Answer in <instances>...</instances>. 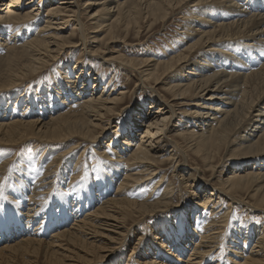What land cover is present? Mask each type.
Returning a JSON list of instances; mask_svg holds the SVG:
<instances>
[{"label":"bare ground","instance_id":"1","mask_svg":"<svg viewBox=\"0 0 264 264\" xmlns=\"http://www.w3.org/2000/svg\"><path fill=\"white\" fill-rule=\"evenodd\" d=\"M183 7L181 48L162 59L101 56L143 45L128 43L133 20L150 29ZM77 49L80 61L133 72L149 101L121 108L127 92L79 61L23 95ZM0 58V150L31 140L54 150L45 170L38 151L5 178L14 158L0 154V264H264V228L230 221L235 207L264 211V0H0ZM118 117L130 119L113 125ZM110 134L95 169L73 158L79 143L62 147ZM165 166L191 208L179 210ZM161 216L175 220L150 230Z\"/></svg>","mask_w":264,"mask_h":264},{"label":"rangeland","instance_id":"2","mask_svg":"<svg viewBox=\"0 0 264 264\" xmlns=\"http://www.w3.org/2000/svg\"><path fill=\"white\" fill-rule=\"evenodd\" d=\"M37 2H38V0H37ZM189 2H191V1H189ZM42 5H43V3H42ZM186 6H188V5H186ZM191 6H192V4L189 3L188 7H191ZM188 10H189V8H185V7L177 8V10L176 9L173 10L174 13L172 12V15H170L163 22L157 23L156 26L151 27L150 28L151 30L146 27V25L148 23L142 22L141 19L137 18V19L133 20L131 23V25L133 27V28H131L132 33L129 30L128 35H127V40L129 41L128 43L129 44L130 43L135 44L138 42V44L141 43L143 45H138V46H136V48L130 47V48L126 49L123 47L122 44H114V45H112L113 47L109 46L108 52L106 51V53H101V56H103L104 59H107V58L109 59V58H112V56L114 57V55H113L114 51H119L121 54H123L124 56H126L128 58H130V57L131 58H140L143 56L142 54H144V55L147 54L146 57H150L153 59H158V58L162 59V56L164 54L173 52L177 48H181L182 45L185 44V42L188 40V36H186V34H185V31L188 29L186 26H187L188 22L190 21L188 14H186V11H188ZM82 17H83L84 22L86 23V19H84V16H82ZM185 18H187V20ZM137 26H139V27L137 28ZM92 27L93 26H90L88 23H86L85 28L90 30V28H92ZM167 27H168V29H167ZM87 29H85L86 32H88ZM120 34H121V36H124L126 33L121 32ZM103 43L105 44V41H103ZM104 44H103V46H104ZM171 48L173 49V51H171L172 50ZM79 52H80V49H77L71 55V52L66 51L64 56H62V57L59 56L61 59L58 58L57 62H55V63L52 62L50 64V66H47L46 69L44 71H42L39 78H36L35 81L33 80L30 82L24 83L22 89L25 91L23 92V95L25 93H27L26 89H28V91H31V93L33 91V93L31 94L33 96H35L38 93H41L42 87L45 88L47 86V83L51 82V80H53V77L56 74L60 75L61 73H63L62 69L67 65L68 61H70V66H72V64L75 61H77V62L79 61V62H82L83 65L85 64L84 66H87V68L89 65V68H91L90 70H93L94 73L99 74V72H100L103 75H105V77H104L105 80L107 78L111 77L112 81L110 82L109 86L112 84V86L115 87L114 90L115 89L118 91L125 90L127 92V95H126L127 97H126V101H125L126 103H123V106L121 108H124V109L130 108L131 109V107H133L135 105V103L140 105L143 102L149 101L148 100V94H145V93L140 92L138 90L137 84L139 83V78L137 75L133 76V74H134L133 72L129 73L125 70L123 71L121 69H117V68H113V67L111 68L108 65L102 64V62H101L102 60L99 58L95 59V60H91L88 58L89 60L88 59L87 60L82 59V61H80V59H79L80 57L78 55ZM242 55H246V54H242ZM1 58H0V61H2ZM54 84L55 83H52L50 85V87L53 86ZM189 103L190 102H188L187 104H189ZM118 118H120V119H116L114 121L113 125L114 124L116 125V122L124 125V122L127 121L129 117L126 120L122 119L121 117H118ZM113 131H114V129H113ZM113 136L114 135L111 136V134L109 136H105L103 138V140H100V142H96L94 144L90 143L88 141L82 142L78 138H75V139L68 141L67 143H64L63 144L64 146H62V147L66 148L71 143L72 144L79 143L81 146H80V148H78L76 150L77 153L75 156H73V158L76 157L77 155H79V157H81L80 155L83 154L82 155V157H83L82 158L83 159L82 164H84V166H86V165L87 166H90V165L94 166L96 164L94 166V169H95L98 167V162H97L98 160H100L99 161L100 165L104 164V163L106 165L105 154L103 153V151H105V150L103 148V145L105 144V142L107 140H109ZM102 141H104V142L102 143ZM34 143H35V141H33V140L26 142V143H21L20 145H16L14 147L8 148L7 151H5V153L0 150V154H1V152L3 154H5V155L2 154V158H3L2 161H4L5 159H8V158H12V157L14 158V160L12 159L13 161L10 162L11 167L9 168L8 172L7 171L5 172L4 178L6 176L7 177L14 176V172H18V171L21 172L23 170L22 169L23 168L22 163L28 162L29 157H31V156L32 157L37 156L38 151L41 154L40 155L41 157L39 156L38 158H40L42 160V163H40L37 167L38 171H41L42 169H44L45 164L46 163L48 164L50 162L49 160H52V158L54 157L53 156L51 158V156L54 153V150L52 151V146H47V147H49V149H47L43 145L41 148H45V149L40 150L38 145L34 146L35 145ZM32 147H34V148H32ZM37 147H38V149H37ZM54 149H58V148H54ZM61 149H63V148H61ZM36 150H37V152H36ZM225 154L223 153V156H226ZM195 161H196L195 159L190 160L188 163V166L194 168L195 167V164H194ZM45 169H46V167H45ZM163 171H164V176L167 179L166 181L172 182L173 183L172 186L175 187V191L173 192V195L176 198L175 199L176 204L177 203L181 204L180 205L181 209H179V210L182 211V209L191 208V203H192L191 201H192L193 197L186 194V193L183 194L184 200L182 201V203H180L181 202V198L179 197L180 195L176 193L178 183L176 181H174L172 178L173 177L172 176L173 170L171 168H169V166H165V169ZM227 171H226V169H224V164H222V169L219 172L217 178H214V180L212 179L213 184L214 183H220V180H222V178L225 177L224 174H226ZM83 172L84 171L81 170V173L79 174V176L83 177L84 176ZM210 173H211L210 171H207L204 176L209 177ZM222 175H223V177H222ZM211 184H212V182H211ZM239 209L240 208L235 207V209H232L234 212L231 210L232 212L230 214V221H232L231 219H233V221H235V223H237L236 221H243L244 220L243 221L244 224L248 223L250 225V227L254 228L255 230H261L264 228V211L263 212L250 213L249 211L244 212L243 210H241V209L239 210ZM196 217L197 216L195 215V219H196ZM247 217H248V219H247ZM174 220H175V217H169V218L168 217L166 218V216H161L160 218L151 217L150 219H148L146 221V224H147V226H149L150 230L151 229L155 230L156 226L166 225V227H167L168 221L170 223H173ZM140 228L143 229L144 225L139 224V229H136L133 237H131L128 240V244H127L128 247L125 251L124 258L127 257L126 255L128 253H130L131 249L134 247L133 245H135V243L137 241L136 240L137 236L139 234H141L142 230H140ZM228 246H230V245L227 244L226 248H228ZM225 255L226 254H224L223 257Z\"/></svg>","mask_w":264,"mask_h":264},{"label":"snow or ice","instance_id":"3","mask_svg":"<svg viewBox=\"0 0 264 264\" xmlns=\"http://www.w3.org/2000/svg\"><path fill=\"white\" fill-rule=\"evenodd\" d=\"M4 199V194H3V185L0 184V200Z\"/></svg>","mask_w":264,"mask_h":264}]
</instances>
